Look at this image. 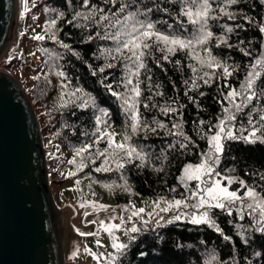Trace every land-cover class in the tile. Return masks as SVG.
Segmentation results:
<instances>
[{
  "label": "trees",
  "instance_id": "1",
  "mask_svg": "<svg viewBox=\"0 0 264 264\" xmlns=\"http://www.w3.org/2000/svg\"><path fill=\"white\" fill-rule=\"evenodd\" d=\"M43 2L41 13L44 16L39 28L44 32V26L48 21L56 19L57 23L55 28L47 33L44 32V40L31 39L36 42V48L32 53L42 59V75L52 78L53 83L50 82L51 89L48 96L51 98L52 109L57 115L55 134L58 144L66 147L68 152L64 156L62 165L74 157L76 161L86 162L85 171L90 172L92 178L103 185L115 202L121 206L127 205L130 193L140 196H168L174 199L188 195L178 180L183 165L198 163V154L207 148L206 141L200 139L197 123L201 119L216 123V117L222 114V106L218 103V100L222 99L221 92L226 94L229 91L227 85L239 90L248 70L247 65L262 50L264 33H260L258 26L264 24V3L261 0H238L235 5L227 8V11L235 14V20H229L227 16L218 12L222 0L212 3L214 9L212 15L218 17L208 22L214 38L205 46H196V53L206 58L207 54L203 51V47L209 48L212 55L226 63L230 70L237 69L230 77L223 76L222 69L202 67L194 55L184 51H178L170 56L169 61L161 60V66H157L152 59H147V69H142L139 77L142 81L140 84L142 95L139 98L138 108L142 119L151 124L155 118L167 125V129L157 128L155 133L140 130L138 134H132L127 127L130 122L126 119L122 101L114 97L106 88V85L111 84L114 91L125 92L123 87L125 62L121 59L113 60L104 54L105 49L115 47L111 40L88 39L89 36H95L97 31H102L94 20L86 21L80 18L73 20V16L76 12L87 14L92 6L104 8L107 12H115L120 3H128L134 5V8L145 10L147 19L155 22L160 31L176 32L181 36L190 37L195 28L186 17L179 16V0H119L115 6L107 3V0H89V7H84L83 0H43ZM148 8L152 11L147 12ZM61 13L63 16L60 15ZM70 20H73V23H68ZM224 24L233 28V32L226 36L228 44L232 47L224 44L216 46L215 37L225 35L222 28ZM168 25H172V28L170 29ZM53 32L58 41L70 45L73 51L70 52L57 41H53L51 39ZM240 48L251 51L252 56H245ZM155 55L159 57L161 53L157 52ZM177 60L180 64L175 63ZM109 63H114L116 66L106 67ZM190 65L196 67L198 73H193ZM100 67L105 68L103 73L99 72ZM94 70L95 75H93ZM205 71L216 73L212 77L211 84L206 85L203 80L197 78L196 83L199 87L191 88L192 78L202 75ZM58 72H64L65 75L61 77L57 75ZM149 76L151 81L147 79ZM135 80L136 78L133 77L134 83ZM185 80L189 81L188 85L184 84ZM261 87H264V79L257 82V91ZM76 88L82 89L83 96L77 93L81 98L71 103L69 101L75 98H71L68 94ZM186 91L197 103L194 104L188 96H185ZM157 92H162L163 95H155ZM201 92L205 95L201 96ZM62 93L65 94L63 98ZM148 96H152V101H147ZM89 97L91 99H88ZM84 100H88V106L80 107ZM145 102L149 103L148 109L143 107ZM152 103L157 104L158 107L152 108ZM165 105H170L178 111L164 115L160 107ZM224 106H227L226 102ZM262 106H264V96L254 99L244 112L237 114L235 122L237 126L241 123L247 126V113L253 107L260 109ZM103 110L108 113L106 116L108 123L117 124L131 135L132 142L139 150L143 149L146 154L143 165L140 160L133 158L131 163L122 161L124 167L117 169L109 160L107 166L111 170L97 172V167L104 166L105 158L103 156L97 158L96 150L97 148L103 150L107 146L106 140L101 141L99 145H92L91 149L82 156H75L77 148L87 145L97 126L95 117ZM255 118L258 117L254 114ZM177 122L182 123L184 132L195 142L194 145L189 144L187 149L179 147L178 141L184 142L182 137L168 133L172 124ZM152 126L156 127L154 124ZM204 130L207 131V125L204 126ZM169 145L175 147L170 148ZM229 169L234 171L229 172ZM218 171L224 175L243 179L264 196V179H262L264 143L227 142ZM195 184V181L189 182L190 187H194ZM125 185L128 190H125ZM231 189L239 191L240 185L233 184ZM240 194L243 195V192L241 191ZM209 215L219 231L216 227H210L205 223L190 222H172L160 228L142 227L135 234L134 239L132 237L129 240L127 247L117 252L113 264H264V234L253 229L254 221L250 215H245L241 220L235 210L229 216L226 211L215 208L209 211ZM225 236L230 239H225ZM257 252L260 253L259 256L256 255Z\"/></svg>",
  "mask_w": 264,
  "mask_h": 264
},
{
  "label": "snow or ice",
  "instance_id": "2",
  "mask_svg": "<svg viewBox=\"0 0 264 264\" xmlns=\"http://www.w3.org/2000/svg\"><path fill=\"white\" fill-rule=\"evenodd\" d=\"M216 0H179V16L186 17L187 21L191 23L195 31L190 37L181 36L179 33L170 32L165 33L160 31L156 23L148 20L145 14V10L140 8H134V5L128 3H120L119 7L115 12H107L104 8H97L95 6L91 7V11L87 14L82 12H76L73 16V20L78 18L83 20H94L98 27L102 31H97L95 36H89L88 39L92 40L95 38H103L105 40H111L115 47L110 49H105L104 54L110 56L113 60L121 59L124 63L125 76L123 77V87L125 88L124 93H119L113 90L111 84L106 85L108 91L117 99L121 100L124 105V111L126 119L130 122L127 127L130 128L132 134H138L140 130L145 132L157 131V128L167 129V125L164 123L153 119L152 123L149 124L147 120L142 119V114L139 111L138 104L140 103L139 98L142 95L140 84L142 81L139 79L141 70L147 69V59H152L157 66H161V60L169 61L170 56L175 55L178 51H184L189 55H194L195 59L201 64L202 67H207L209 69H222V75L225 77H230L233 75L236 68L230 70L229 66L217 59L212 55L209 48L203 47V51L207 54V57H202L196 53V46H205L213 38L214 34L209 30V20L218 19L216 15H212L214 9L212 3ZM238 0H222V3L218 7V12L227 16L229 20H235V14L227 11V8L231 5H235ZM264 3V0H261ZM107 3L115 6L119 3V0H107ZM84 7H89V0H83ZM35 6V5H34ZM134 9V10H132ZM27 0H24V11L27 12ZM147 12H151L152 9L148 8ZM24 12L21 13L23 17ZM63 16V13L60 14ZM245 19H248L245 17ZM73 20L68 21V23H73ZM251 22V21H249ZM56 19H52L46 23L44 26V32L47 33L56 26ZM80 26V25H77ZM171 29L172 25H168ZM183 27V23H181ZM239 27V25H237ZM260 33H264V24L259 26ZM225 35L215 37L217 42V47L221 44L232 47L228 44L226 36L228 33L233 32V28L227 24L222 25ZM34 40H44L45 35L36 34L32 37ZM51 39L57 41L61 46L68 50L73 51L71 46L58 41L57 36L53 32ZM243 43V41H241ZM245 56H252V52L245 49H239ZM161 53V56L157 57L155 53ZM119 54V55H116ZM176 64H180V61H175ZM114 63H109L106 65L108 68L115 67ZM193 73H198V69L191 66ZM246 75L243 82L240 84L239 90L232 88L231 85H227L229 91L227 93L221 92V100L218 103L222 106V114L216 117V123L206 122L204 120H199L197 123V128L199 132L200 139L205 140L207 143V148L201 151L199 155L198 163H187L183 165L182 174L178 178L179 182L184 186L186 193L188 195H182L180 199H174L172 201H165L163 197L160 201L154 202V215L159 216V220L156 223L159 225L164 217L160 213H168L170 211H176L167 223H172L174 221H179L182 217L187 216L188 220L192 224H208L210 227H216L219 231L218 226L209 215V211L213 208L226 211L229 216L233 214V211L238 214L239 219L243 220L245 215H250L254 221L252 227L256 232L264 234V196L257 192L252 186H249L243 179H239L236 176L224 175L218 168L221 163L223 154L226 151V143L229 141H241L247 143H264V106L260 109H253L247 113V126L241 123L239 126L235 123L237 121V114L244 112L248 108L249 104L254 99H258L264 96V87H261L257 91V82L264 79V45H262V50L259 55L256 56L253 61L247 65ZM105 71L104 67L99 68V72L103 73ZM95 70L93 75H95ZM215 71L203 72L202 75L198 77H193L191 80V88H198L199 85L196 83L197 78L203 80V83L210 85L212 77L215 75ZM57 75L63 77L64 72H58ZM133 77L136 78L135 83ZM207 77V78H206ZM148 81H151V76L147 77ZM185 85L189 84L188 80L184 81ZM67 87V85H63ZM157 87H159L157 85ZM191 88L189 90H191ZM149 89L151 90V84L149 83ZM80 93L83 96V91L80 88L74 89L68 95L71 98L69 102L75 103L76 99H80L81 96H77ZM62 94V98H63ZM155 95H163L162 92H157ZM201 96L205 95L203 92L200 93ZM185 96H188V92H185ZM194 104L197 103L192 97L188 96ZM88 99H91L90 97ZM147 101H152V96L147 97ZM225 102L227 106H224ZM67 103V102H66ZM62 106H65L62 104ZM80 107H87L88 100H84ZM145 109L149 108V103L145 102L143 104ZM152 108L158 107L157 104L152 103ZM160 111L164 115L169 113H176L178 110L170 105H165L160 107ZM254 114L258 117L254 119ZM108 115L107 112L101 111V114L95 117L97 124L95 133L96 139L95 144L103 140H106L107 146L101 150L97 148L96 155L97 158L100 156L105 157L102 167H97L96 171H110L111 169L107 166L109 164V158L111 162L116 165L117 169L124 167V162L131 163L133 158L141 161L143 165L145 161L146 154L143 149L138 150L137 147L133 146L129 141L131 140V135L125 134L123 137V142H116L114 140V134L108 131L111 126L107 120L104 119ZM182 115V113L180 114ZM152 124L156 125L153 127ZM103 125V127H100ZM207 125V131L204 130V126ZM169 135L179 136L183 138L184 142H179V147L181 149H187L189 144H195V142L189 137L183 130L182 123H173L171 129H168ZM245 133H247L245 135ZM92 145H82L75 150V156H82L83 153L89 151ZM170 148L175 147V145H169ZM124 161V162H122ZM94 162V161H93ZM68 163H76L75 157L69 160ZM83 167V160L78 166ZM161 171L162 169H156ZM229 172L234 171V169H229ZM69 175H75V173H69ZM264 179V177H262ZM195 181V187H190L189 182ZM226 182V183H225ZM79 183V181H77ZM233 184L240 185V190L231 189ZM111 187V186H109ZM125 190L127 186L125 185ZM175 191V189H172ZM243 192V195L240 192ZM190 201H193L190 203ZM161 202L166 206L161 207ZM81 207H85L81 204ZM92 207L95 209L97 207L104 208V205H96L92 202ZM181 208L187 209L192 208L197 211L204 209V211L185 213L179 211ZM158 209V211H156ZM247 210V211H246ZM126 212H130V215L125 218L120 216V224L106 223L105 221H100V230H103L112 237V247L117 252L125 249L127 245L118 243V238L115 237L114 232L121 228V225L129 223L132 221L133 217H141L142 223L147 225L150 220H143L141 214L145 212L144 208L135 209L133 206H129L125 209ZM89 213L85 212V216ZM150 218H153V213H148ZM113 220L116 217L112 218ZM92 223H96L92 221ZM79 232V230H77ZM126 232L137 233L140 229L132 224L130 228L125 229ZM97 233H83L79 234L82 236H95ZM134 239V237H133ZM225 239H230L225 236ZM247 242V241H245ZM98 246H102L99 240L96 241ZM86 252L89 249H85ZM257 256L260 255L259 252L256 253ZM93 258L99 260L100 257L93 254ZM115 260V257H112Z\"/></svg>",
  "mask_w": 264,
  "mask_h": 264
},
{
  "label": "rangeland",
  "instance_id": "3",
  "mask_svg": "<svg viewBox=\"0 0 264 264\" xmlns=\"http://www.w3.org/2000/svg\"><path fill=\"white\" fill-rule=\"evenodd\" d=\"M43 4V0H27L29 10L25 12L24 0H16L14 24L6 50L0 56V71L9 74L19 84L30 103L38 125L49 190L60 223L62 218L63 233L60 239L62 264H113L112 257L117 255V251L113 249L112 237L107 232L100 230L97 233L100 228L99 222L120 224V216L127 218L130 215V212L125 211L127 207L144 208L145 212L141 216L143 220H150L147 225L142 223L141 217H133L131 222L121 225V228L114 232L115 237L118 238L117 242L127 245L129 240L136 234L125 231L132 224H135L140 230L142 227L160 228L168 224L167 220L175 215L176 211L160 213L164 220H161L158 225L156 221L159 220V216L154 215V202L160 201L161 197L165 201H172L174 198L168 196H140L130 193L127 205L121 206L115 202L113 196L105 190L103 185L92 178L90 172L85 171L87 168L86 162L83 163L82 168L78 167L81 160L70 164L68 161L72 159H68L62 165L64 156L68 152L66 147L58 144V138L55 134L57 115L52 109L51 98L48 96L52 78L42 75V59L32 53L36 48V42L31 40L32 37L36 34L44 35V32L39 28V23L44 16L41 13ZM22 12H24L23 17H21ZM103 112L106 111L103 110ZM104 119L106 120V117ZM109 124L111 126L108 131L114 134V140L123 142V137L127 133L117 124ZM100 127H103V125H100ZM95 130L96 128L93 133H95ZM93 133L87 145L95 144L96 135H93ZM129 143L135 146L132 140ZM69 173H75V175H69ZM92 202L105 207L94 209ZM81 204H84L85 207L82 208ZM164 206L166 205L161 202V207ZM179 211L185 213L196 211L199 215V212L203 210L181 208ZM85 212L89 214L85 216ZM148 213H153V218H150ZM113 217H116V219L113 220ZM92 221L96 223H92ZM174 222H189V220L185 216ZM80 232L97 233V235L82 236L79 234ZM97 240L101 242L102 246L97 245ZM86 248L89 249L88 252L85 251ZM93 254L99 256L100 259H94Z\"/></svg>",
  "mask_w": 264,
  "mask_h": 264
},
{
  "label": "water",
  "instance_id": "4",
  "mask_svg": "<svg viewBox=\"0 0 264 264\" xmlns=\"http://www.w3.org/2000/svg\"><path fill=\"white\" fill-rule=\"evenodd\" d=\"M15 13L16 0H0V56ZM57 221L35 116L0 71V264H62Z\"/></svg>",
  "mask_w": 264,
  "mask_h": 264
},
{
  "label": "bare ground",
  "instance_id": "5",
  "mask_svg": "<svg viewBox=\"0 0 264 264\" xmlns=\"http://www.w3.org/2000/svg\"><path fill=\"white\" fill-rule=\"evenodd\" d=\"M14 24V18L12 20V25ZM57 220H58V217H57ZM57 227H58V231H59V236H60V239L62 238V233H63V225H62V218H61V223L59 222V220L57 221Z\"/></svg>",
  "mask_w": 264,
  "mask_h": 264
}]
</instances>
